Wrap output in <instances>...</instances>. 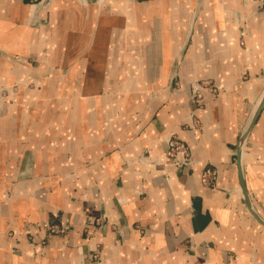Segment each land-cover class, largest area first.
Wrapping results in <instances>:
<instances>
[{"label": "crops", "instance_id": "crops-1", "mask_svg": "<svg viewBox=\"0 0 264 264\" xmlns=\"http://www.w3.org/2000/svg\"><path fill=\"white\" fill-rule=\"evenodd\" d=\"M263 6L0 0V264H264Z\"/></svg>", "mask_w": 264, "mask_h": 264}, {"label": "built area", "instance_id": "built-area-1", "mask_svg": "<svg viewBox=\"0 0 264 264\" xmlns=\"http://www.w3.org/2000/svg\"><path fill=\"white\" fill-rule=\"evenodd\" d=\"M264 11V6H263ZM219 87L214 84H201V86L193 85L191 88L193 104L199 107L202 104L203 94L207 93L212 97H217L219 94ZM192 124L187 127L191 130L199 128V121L195 117L190 116ZM165 163L174 167L175 169H181L191 165L192 159L190 155V149L177 135L172 134L167 140V151L165 154ZM216 179V172L210 168H203L201 175V184L205 187H210L214 184Z\"/></svg>", "mask_w": 264, "mask_h": 264}, {"label": "water", "instance_id": "water-1", "mask_svg": "<svg viewBox=\"0 0 264 264\" xmlns=\"http://www.w3.org/2000/svg\"><path fill=\"white\" fill-rule=\"evenodd\" d=\"M264 103V95L261 99V101L259 102L253 116L251 117L249 123L247 124L246 128L244 129L243 133L241 134L240 138H239V141H238V144H237V148H236V166H237V172H238V180H239V184H240V188H241V191H242V196H243V199H244V202L247 206V208L249 209V211L251 212V214L254 216V218L262 225L264 226V222L259 219V217L254 213V211L252 210V208L250 207V204L248 202V199H247V195H246V192H245V189H244V184H243V175H242V166H241V155H242V143L244 142L250 128L252 127L262 105Z\"/></svg>", "mask_w": 264, "mask_h": 264}]
</instances>
